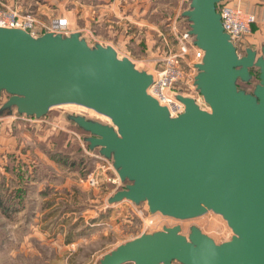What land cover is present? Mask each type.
I'll return each instance as SVG.
<instances>
[{
    "label": "water",
    "instance_id": "1",
    "mask_svg": "<svg viewBox=\"0 0 264 264\" xmlns=\"http://www.w3.org/2000/svg\"><path fill=\"white\" fill-rule=\"evenodd\" d=\"M220 2L189 0L182 13L203 51L194 84L209 112L178 96L185 109L176 118L147 94L151 75L111 46H89L78 32L32 37L0 28V95H7L0 111L41 119L75 104L105 116L111 125L70 120L129 182L108 204L146 203L151 214L177 220L212 211L233 232L217 244L195 226L187 237L165 227L118 245L99 264H264V46L238 54ZM253 75L250 92L237 87Z\"/></svg>",
    "mask_w": 264,
    "mask_h": 264
},
{
    "label": "rangeland",
    "instance_id": "2",
    "mask_svg": "<svg viewBox=\"0 0 264 264\" xmlns=\"http://www.w3.org/2000/svg\"><path fill=\"white\" fill-rule=\"evenodd\" d=\"M118 1L119 9L130 4V0L125 3ZM0 2L15 4L21 11L32 13L43 23L49 22L42 20V15L36 11L40 0ZM151 2L149 0L147 9L148 27L146 25L139 29L138 25L130 24L126 11L124 18L122 17L123 26L116 30L122 39L115 40L118 56L129 58L137 70L148 74L162 69L161 66L165 64L163 58L169 51L176 49L168 28H162V25L174 19L175 14L171 15L168 13L169 8L156 7ZM185 6L182 4L181 10ZM252 11H244L254 17V22L250 25L249 32L238 40V54H243L246 48L257 49L264 43V6ZM82 26L81 21L76 22L75 27L83 30L90 40L103 39L92 25ZM101 32L104 33L102 30ZM187 59L179 62L182 79L177 88L189 91L186 83L193 71L187 65L192 60V55L186 65ZM247 92L250 90L247 89ZM6 99V95L2 94L0 108ZM9 114L7 111H0V127L3 120L1 117L7 118ZM71 116H83L87 120L111 125L108 118L93 110L68 104L53 107L40 122L12 121L13 133L17 132L18 141L34 147L38 154L44 156L36 157V154L37 159L18 160L17 164L24 167L23 177L20 179L5 174V177L10 178L8 181L15 180L19 186H24L25 197L24 204L17 210L12 208L5 214L0 209V264H99L102 256L115 249L118 244L132 240L142 233H153L161 231L163 227L176 225L182 227L181 233L184 234L190 227H198L218 244L228 238L231 231L226 221L212 211L194 219L177 220L160 213L151 214L146 203L134 205L125 201L123 203L129 206L121 204L107 208V199L112 193L122 190L125 184L118 185L117 174L110 169L104 170L98 159L87 154V147L81 142L82 137L76 132L75 124L70 121ZM63 147H68L69 152L66 153L70 160L81 161L82 164L76 170L59 165L48 157ZM28 167L32 168V172L28 171ZM2 172L4 170L0 168V173ZM91 174L97 181L94 187L85 184L86 178ZM31 179L36 180L37 184L31 186ZM66 243L74 245L64 247Z\"/></svg>",
    "mask_w": 264,
    "mask_h": 264
},
{
    "label": "built area",
    "instance_id": "3",
    "mask_svg": "<svg viewBox=\"0 0 264 264\" xmlns=\"http://www.w3.org/2000/svg\"><path fill=\"white\" fill-rule=\"evenodd\" d=\"M0 5V28L19 29L27 32L32 37H38L45 33L68 37L70 34L75 33L73 30H71L68 20L64 17H58L50 20L48 23H43L32 13L21 11L20 7L15 4H3L0 2ZM218 13L220 15L223 31L229 36L230 41L236 47L241 36L249 32L250 25L254 22V17L249 13H245L239 5H230L228 3H223L219 8ZM166 27L168 28V34L173 37L176 49L169 51L167 56L163 58L165 64L161 66L162 69L155 71L153 74L149 73L152 77V82L147 89V94L155 99L160 106L166 108L169 117L171 118L178 117L184 112L185 109L184 104L177 98L178 96L192 99L199 109L209 112L208 105L204 102L202 96L199 94L194 84V79L197 74L196 64L201 63L203 51L195 46L194 37L190 34V26L187 25V19L178 15L174 17L173 20H169L166 24ZM78 33L89 46L101 44L98 40H90L83 31ZM116 53L118 55L117 51ZM191 55L192 60L187 65L188 59ZM185 58H188L185 61L186 65L189 66L191 71H193L192 77H190V80H188V83H186L188 84L189 88L187 90L189 91H186L185 88H177V84L182 79V70L180 69L179 62ZM19 119L33 122L41 120L23 115H19ZM81 142L83 144L84 140L82 139ZM85 151L95 159H98L104 170L110 169L116 173L111 160L100 155L98 151L95 152V150H90L89 148H87ZM116 180L118 185L122 184L118 176H116ZM85 184H87L89 187H94L97 184L93 174L86 178ZM176 226L180 228V234L183 235L184 233H181L183 230L182 227L180 225ZM189 229L188 232L184 234L186 237L189 233ZM230 231L231 232L228 238L223 239V241L219 243H223L231 239L233 232L231 229Z\"/></svg>",
    "mask_w": 264,
    "mask_h": 264
},
{
    "label": "crops",
    "instance_id": "4",
    "mask_svg": "<svg viewBox=\"0 0 264 264\" xmlns=\"http://www.w3.org/2000/svg\"><path fill=\"white\" fill-rule=\"evenodd\" d=\"M40 3H37V9L39 14H41V19L45 22H48L52 19L58 17H64L68 20L69 26L73 32H81L80 28L75 27L77 21H81L83 23L82 27H90L91 25L98 31L99 37L103 39H99L98 41L105 46H111L118 52V47L115 45V40L120 41L122 36L117 34L116 30L120 29L123 26L122 17L124 16V12H127V19H129V23L133 26H139V29L143 27H148V14L147 9L149 8V0H130V4L125 5L119 9L117 7L118 0H40ZM124 3L126 0H121ZM151 3H154L156 7L163 6L162 8L168 9L169 14L176 16H182V13L189 8L188 0H150ZM222 3H228L230 5H239L243 11L253 12L256 8L264 6V0H221ZM185 4V8L181 10V5ZM170 16V15H169ZM40 17V16H39ZM121 17V18H120ZM124 18V17H123ZM87 24H91L90 26ZM162 24V23H161ZM160 24V26H161ZM162 25V28L166 27ZM75 25V26H74ZM164 26V27H163ZM93 31H96L92 29ZM101 30L104 32L102 34ZM106 30V31H105ZM113 30V31H112ZM148 32V31H147ZM119 35V36H118ZM264 46V43L259 47ZM258 47V48H259ZM46 117V116H45ZM3 119V120H2ZM2 127H0V168L3 171L4 165L7 160L10 158L14 160V164H17L18 160L22 158L33 159L38 152L34 147H30L25 145V143L19 142L17 139L18 134H14V130L12 128V121H16L18 123H24L26 120L21 121L19 119V115L15 111L11 112L7 115V118L1 117ZM43 118L39 121H42ZM22 132V131H21ZM20 132V133H21ZM23 136V134L21 135ZM98 150H95V152ZM44 156V154H43ZM40 153L36 157H43ZM35 157V159H37ZM35 162V161H34ZM28 170L32 168L28 167ZM38 181V180H37ZM37 184L36 180L31 179V186ZM125 201L108 204L107 208H111L114 205L129 206ZM128 202V201H127ZM131 240V239H129ZM128 240V241H129ZM125 243V242H124ZM70 245H74L72 243L64 244V247H68ZM120 245V244H118ZM117 245V246H118ZM131 264V263H128ZM179 264V263H175Z\"/></svg>",
    "mask_w": 264,
    "mask_h": 264
},
{
    "label": "trees",
    "instance_id": "5",
    "mask_svg": "<svg viewBox=\"0 0 264 264\" xmlns=\"http://www.w3.org/2000/svg\"><path fill=\"white\" fill-rule=\"evenodd\" d=\"M222 4H223L222 1L217 4L216 6L217 12ZM187 25L190 26V23L188 21H187ZM257 83H258L257 76L253 75L249 82L243 83L238 80L237 87L247 92V89L251 91ZM1 97L2 94L0 95V98ZM74 128L76 129V132L80 134L83 140L86 136H88V134L84 132L82 129H80L78 126L75 125ZM84 144L87 148L89 147L88 143H86L85 141ZM67 149L68 147L67 148L63 147L60 151H57V153H54L53 155H48V157L53 158V160L59 165H65L76 170L79 167V165L82 163L81 161L70 160V157H68L67 155L68 153H66L69 152V150ZM23 168L24 167L22 165L14 164V160H11L9 158L3 168L4 172L0 173V209L5 214L7 213V210H11L12 208L14 210H17L18 208L21 207L22 204H24V197H25L24 186L22 185L19 186L18 182L15 180L8 181L10 178L8 179L7 177H5L6 175H10V176L18 177L20 179L21 177H23L22 176V173H24ZM128 183L129 182H125L124 184L126 185ZM175 263L176 262H173L172 264Z\"/></svg>",
    "mask_w": 264,
    "mask_h": 264
},
{
    "label": "bare ground",
    "instance_id": "6",
    "mask_svg": "<svg viewBox=\"0 0 264 264\" xmlns=\"http://www.w3.org/2000/svg\"><path fill=\"white\" fill-rule=\"evenodd\" d=\"M67 105V104H66ZM68 105H75V104H68ZM77 106H79V105H77ZM83 107V106H82ZM91 110V109H90ZM98 114V113H97ZM100 115V114H99ZM101 116H103V115H101ZM105 117V116H104ZM209 212V211H208ZM207 212V213H208ZM206 214V213H205ZM194 219V218H193ZM189 220V219H188Z\"/></svg>",
    "mask_w": 264,
    "mask_h": 264
},
{
    "label": "flooded vegetation",
    "instance_id": "7",
    "mask_svg": "<svg viewBox=\"0 0 264 264\" xmlns=\"http://www.w3.org/2000/svg\"><path fill=\"white\" fill-rule=\"evenodd\" d=\"M252 49H254V48H252ZM258 49V48H257ZM71 121V120H70ZM72 122V121H71ZM73 123V122H72Z\"/></svg>",
    "mask_w": 264,
    "mask_h": 264
}]
</instances>
